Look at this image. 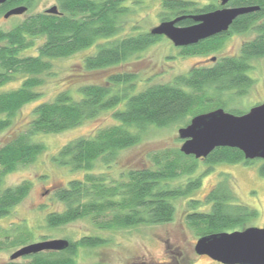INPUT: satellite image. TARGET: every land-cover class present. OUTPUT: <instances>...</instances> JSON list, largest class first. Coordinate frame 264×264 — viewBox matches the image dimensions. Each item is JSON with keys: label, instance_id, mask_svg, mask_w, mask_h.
<instances>
[{"label": "trees", "instance_id": "trees-1", "mask_svg": "<svg viewBox=\"0 0 264 264\" xmlns=\"http://www.w3.org/2000/svg\"><path fill=\"white\" fill-rule=\"evenodd\" d=\"M230 5L260 7L256 13L239 17L231 28V35L256 34L241 45L237 57L222 59L211 69H193L188 75L176 78L173 84L154 85L131 96L137 78L121 73L113 75L109 84L125 85L128 88L125 95L112 96V89L106 86H85L78 90L80 99L62 92L52 102L38 105L27 131L0 148V219L7 217L30 194L29 183L7 189H2V184L3 177L34 163L45 151L43 145L32 142L33 137L76 128L100 111L122 107L126 101L125 108L114 115L117 125L102 129L93 137L75 140L59 152L55 161L69 166L72 171L85 172V175L83 180L71 181L68 187L55 192L56 200L64 204L65 210L49 214L46 222L50 228H60L89 218L94 220L100 232L172 223L176 215L174 202L194 194L202 182L201 179H189L182 186L172 183L182 176L195 175L199 160L185 156L180 150L156 153L146 168L128 170L119 181L109 179L104 173L95 174L94 170L99 164L111 169L119 153L139 144L142 132L149 127L189 125L190 116L194 118L204 112V107H213L214 97L209 91L248 94L253 85L248 76L251 61L264 58V0H234ZM164 6L172 11H183L189 4L166 1ZM13 7V4L1 7L0 15ZM61 8L65 14L61 17L42 14L24 21L10 32L0 30V89L18 76L29 77L20 88L0 94V132L11 127L25 105L42 97L35 89L46 83L42 78L44 75H52V61L97 47L98 53L84 61L85 69L97 71L122 64L160 40L149 33L123 38L125 19L130 14L123 0H62ZM217 8L219 5L207 6L203 12ZM34 39H44L38 56L21 57V52L35 44ZM226 39L227 36L220 35L202 41L185 49L184 55L206 57L217 53ZM227 105L218 101L216 106L224 109ZM230 113L243 115L236 110ZM253 162L246 161L240 150L231 148H219L205 160L210 166H249ZM259 173L264 177L263 161ZM235 201L229 186L221 184L206 201L195 200L189 204L194 212L187 215L186 220L204 237L243 228L256 219L258 212L248 206L234 205ZM199 208L204 211L195 212ZM106 242L100 237H85L78 243H70L64 252L34 255L29 264H77L75 257L79 249H93Z\"/></svg>", "mask_w": 264, "mask_h": 264}, {"label": "rangeland", "instance_id": "rangeland-1", "mask_svg": "<svg viewBox=\"0 0 264 264\" xmlns=\"http://www.w3.org/2000/svg\"><path fill=\"white\" fill-rule=\"evenodd\" d=\"M166 1L174 0H129L126 7H128L127 10L130 11V14L125 19L124 27L126 30L123 32V38L149 33L150 30L155 29L162 18L171 15V12L166 10L164 6ZM175 1H184L190 7L195 8L220 5V0ZM32 2L33 9L29 16L33 15V17L40 15L48 8H52L54 3L56 4V2L49 0H34ZM5 15L6 13L0 15V30L4 32H10L23 23L20 18H5ZM255 36V33L235 34L225 40L224 46L219 52L206 57L186 56L184 50L179 51L169 40H159V42L147 47L142 53L129 58L128 61L97 71H88L84 65L87 58L98 53L97 47L84 50L70 58L56 59L52 61V75H44L42 78L46 79V83L35 89V92L42 93V97L25 105L16 115L11 127L0 132V148L13 140H17V137L25 133L32 123L36 107L43 103L52 102L59 93L68 92L74 95L76 99H80L81 95H78L80 88L98 85L111 88L112 96L113 94L125 95L126 89H128L125 85L111 86L109 84L113 75L121 73L135 75L137 78L136 82L134 81V92H131L130 96L154 85L173 84L176 78L188 75L195 68L208 67L212 58L216 57L221 61L224 58L237 57L241 45L252 40ZM43 40L34 39L35 44L27 51L21 52L20 56H38V49L43 46ZM248 76L253 80V85L247 95L240 96L238 91H224L222 94L215 90L209 91V95L214 97L213 107H204L202 110L204 112L199 115L217 110L218 101L228 104L224 108L226 112L236 110L243 114L248 113L251 108L263 104L264 58L251 61V70ZM28 79V76H18L15 81L1 88L0 94L20 88ZM125 103L126 101L122 107H117L118 109L100 111L93 119L86 120L80 126L63 133L39 134L33 137L32 142L43 145L45 151L36 158L34 163L21 166L3 177L2 189L29 183L31 184V191L29 196L20 205L12 209L7 217L0 219V264L32 263L31 257L34 255L22 257L15 261L11 260L14 253L32 244L53 240L78 243L85 237H100L107 242L93 249H79L78 255L75 257L77 264H128L129 261L146 264H159L169 261L174 263L173 253L175 252L183 253L185 263L191 262L193 259L195 261L193 264H212L206 259H196L194 252L191 251L190 243H194L200 235H197V231L191 228L186 217L194 212L192 208H189L191 202L195 200L206 201L215 187L221 184L229 186L236 199L234 205L248 206L258 212L256 219L248 222L243 228L225 233L241 232L251 227L264 228V177L259 173L262 161H255L249 166L243 164L210 166L205 164V160H199L195 175L182 176L172 183L173 186H182L190 180L201 179L202 182L201 188L194 194L174 202L176 215L172 223L100 232L94 220L87 218L68 226L50 228L46 222L47 216L65 210L64 204L56 200L55 192L68 187L71 181L83 180L85 175V172L72 171L69 166H63L55 161L59 152L75 140L93 137L98 131L117 125L114 115L116 111L125 108ZM191 118L194 119L190 116L189 120ZM182 128L185 126L175 124L166 128L149 127L145 129L141 135V142L135 147L121 151L117 162L111 169L108 170L99 164L94 173L98 175L104 173L109 179L119 181L121 175L128 170L146 168L148 164H151L150 158L154 154L181 149L185 142L179 136V130ZM203 211L204 208H199L195 212ZM183 234H186L187 239L182 238ZM17 243L20 244L15 246ZM167 243L170 248H167ZM52 252L44 251L40 254L48 256ZM61 252L64 251L56 253Z\"/></svg>", "mask_w": 264, "mask_h": 264}, {"label": "water", "instance_id": "water-1", "mask_svg": "<svg viewBox=\"0 0 264 264\" xmlns=\"http://www.w3.org/2000/svg\"><path fill=\"white\" fill-rule=\"evenodd\" d=\"M11 0H0V7ZM234 0H220L222 9L204 14L199 23L189 28H177L180 19L163 23L151 31L153 36H165L175 47H189L227 33L239 17L256 13L260 7H228ZM26 7L6 13L5 18L24 15ZM49 13H57L56 7ZM214 61L216 59H213ZM184 140L180 151L187 157L206 160L219 148L240 150L246 161L264 162V103L237 116L224 109L199 115L179 130ZM70 247L66 240H53L26 246L11 256L15 261L44 251L60 252ZM196 252L222 264H264V228L251 227L241 232L219 233L201 238Z\"/></svg>", "mask_w": 264, "mask_h": 264}, {"label": "flooded vegetation", "instance_id": "flooded-vegetation-1", "mask_svg": "<svg viewBox=\"0 0 264 264\" xmlns=\"http://www.w3.org/2000/svg\"><path fill=\"white\" fill-rule=\"evenodd\" d=\"M18 1H20V0H11V1H9V2H7L5 5H3V6H5L6 7V5L8 6L9 4H13L14 5V7L12 8V9H9L7 12H9L10 10H13V9H15V8H18V7H23V6H25L28 10H27V12L24 14V15H19V16H12L13 18H20L21 20H22V22H24V21H26V20H29V19H31L32 17H33V15L32 16H29V14H31V12H32V9H33V7H32V1H34V0H21V1H23L24 3L23 4H20V3H18ZM30 1V2H29ZM50 2L52 1V2H56V4L54 3V5H52V8H54V7H56L57 8V10H58V12L57 13H49L48 11L50 10V9H52V8H48V9H46L43 13H40V15H47V16H54V17H61V16H63L64 15V12L62 11V8H61V2H62V0H49ZM102 1H109V0H102ZM116 1H118V0H116ZM124 1V6L126 7L127 6V4H128V2H129V0H123ZM175 1V0H174ZM178 2V1H177ZM184 2V1H183ZM232 3V2H231ZM230 3V4H231ZM186 4H188V3H186ZM229 4V6L228 7H233V6H231ZM221 5H219V8H217L216 10H219V9H222V7H220ZM126 8H128V7H126ZM234 8V7H233ZM166 10H168V11H170L171 12V15H169L168 17H164V18H162L161 20H160V24L158 25V26H160L161 24H163V23H168V22H172V21H175V20H178V19H180L179 20V22L175 25L177 28H189V27H193V26H196V25H198L199 23L196 21V19L198 18V17H200V16H202V15H204V14H207V13H210V12H203V10H204V8H199V7H188L187 9H184L183 11H172V10H169V9H166ZM216 10H213V11H216ZM213 11H211V12H213ZM6 12V13H7ZM26 16H29V17H26ZM26 17V18H25ZM236 21V20H235ZM235 21H234V23H235ZM234 23L232 24V26L230 27V30L227 32V33H225V34H222L221 36H227V38L229 37H232V36H234L235 34H232L231 35V28L234 26ZM157 26V27H158ZM153 30V29H152ZM152 30H150V32H149V34L151 35V31ZM220 36V35H219ZM153 37H157V38H159L160 40H169L167 37H165V36H153ZM172 44H173V42L171 41V40H169ZM201 42H199L198 44H200ZM198 44H196V45H198ZM174 45V44H173ZM196 45H193V46H196ZM175 46V45H174ZM189 47H192V46H189ZM189 47H182V48H178L179 49V51H182V50H185V49H187V48H189ZM177 48V47H176ZM186 58V57H185ZM213 59H216L215 61L213 60ZM224 59H226V58H224ZM209 61V60H208ZM209 63H210V65L208 66V67H205V69H211V68H213V67H215V66H217L219 63H220V60L218 59V58H212V59H210V61H209ZM200 68H202V67H200ZM195 69H197V68H195ZM197 235H199L198 233H197ZM204 236H198V238H197V240L194 242V243H190V249H191V251H193L194 252V255L196 256V259H206V260H209L212 264H222V263H219V262H217V261H215V260H213V259H211L210 257H208V256H201V255H198L197 254V252H196V246H197V243H198V241L201 239V238H203ZM182 238H185V239H187V236H186V234H183V237ZM196 239V238H195ZM168 244V243H167ZM167 248H170V245L168 244V246H167ZM174 254V257H173V259H174V263H172L171 261H169V262H166V263H159V264H193V259H192V261L190 262V261H188V263H185V259H183V253H180V252H175V253H173ZM141 259V258H140ZM195 262V261H194ZM128 264H146V263H144V262H136V261H129V263Z\"/></svg>", "mask_w": 264, "mask_h": 264}]
</instances>
